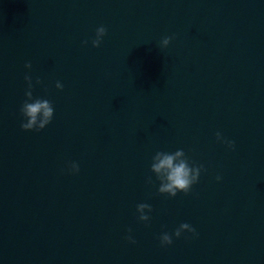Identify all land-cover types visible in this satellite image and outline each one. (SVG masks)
<instances>
[{
	"label": "water",
	"instance_id": "95a60500",
	"mask_svg": "<svg viewBox=\"0 0 264 264\" xmlns=\"http://www.w3.org/2000/svg\"><path fill=\"white\" fill-rule=\"evenodd\" d=\"M179 149L203 167L172 197ZM0 264H264V0H0Z\"/></svg>",
	"mask_w": 264,
	"mask_h": 264
},
{
	"label": "clouds",
	"instance_id": "9594fccd",
	"mask_svg": "<svg viewBox=\"0 0 264 264\" xmlns=\"http://www.w3.org/2000/svg\"><path fill=\"white\" fill-rule=\"evenodd\" d=\"M107 34V29L104 26H100L96 29L95 38L92 40V44L95 47H99L103 41V38ZM172 37L168 36L162 39L161 44L163 47H167L171 43ZM85 44L88 41H84ZM26 68L31 69L32 64L28 62L25 65ZM25 79L28 81V90L26 91L27 100L24 101L21 112L25 117V122L22 123V127L25 130H41L44 129L54 117V106L48 99L34 97L32 88V76L26 75ZM42 81L37 78V83ZM57 87L63 89L62 82L57 81ZM216 138L218 141L223 142L229 147H234L235 142L225 138L222 133L217 132ZM152 170L157 174V177L161 180L159 186V192L169 194L175 197L179 192L188 193L192 186L199 181L202 165H191L188 160L185 159V153L183 149L177 150L175 153L158 152L154 157V163L151 165ZM70 172L73 174L80 171L78 162H71L69 165ZM219 181L221 176H217ZM145 208H151L147 203H140L137 205V209L140 213L139 219L142 221H149L150 217L144 214ZM185 231L196 233V229L189 223H182L175 230V236L179 238ZM131 232V229H129ZM130 241L135 243L134 238L129 235L127 237ZM162 245H171L173 243V237L170 233L164 232L160 236Z\"/></svg>",
	"mask_w": 264,
	"mask_h": 264
}]
</instances>
